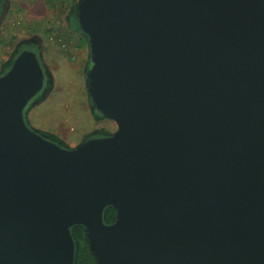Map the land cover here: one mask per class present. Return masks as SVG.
Here are the masks:
<instances>
[{"label":"water","instance_id":"1","mask_svg":"<svg viewBox=\"0 0 264 264\" xmlns=\"http://www.w3.org/2000/svg\"><path fill=\"white\" fill-rule=\"evenodd\" d=\"M1 4V0H0ZM92 106L117 130L65 148L0 76V264H264V0H79ZM116 218L106 221V209Z\"/></svg>","mask_w":264,"mask_h":264},{"label":"rangeland","instance_id":"2","mask_svg":"<svg viewBox=\"0 0 264 264\" xmlns=\"http://www.w3.org/2000/svg\"><path fill=\"white\" fill-rule=\"evenodd\" d=\"M67 4L68 0H13L8 16L13 27L8 26L4 38L33 35L41 39L45 61L55 75L54 89L31 108L26 107L25 118L41 135L51 138L52 134L65 148H75L96 131L114 132L117 125L92 106L87 88V76L94 67L90 44L86 35L74 36L66 30ZM3 41L0 68L11 48L6 50Z\"/></svg>","mask_w":264,"mask_h":264},{"label":"flooded vegetation","instance_id":"3","mask_svg":"<svg viewBox=\"0 0 264 264\" xmlns=\"http://www.w3.org/2000/svg\"><path fill=\"white\" fill-rule=\"evenodd\" d=\"M79 0H68L69 11L65 13V20H66V27L68 33L74 34V36H82L85 35L79 28L78 19H77V4ZM12 3L13 0H1L0 4V43L2 40L5 43V49L8 50V46L10 45V50H8V57L5 59L4 64L0 68V76L3 75L9 68H5V63L13 58V61L15 58L24 50H32L34 51L45 72V84L42 89V91L37 94L27 105V107L34 105L38 101H41L42 98L47 95L48 93H51L54 89V80L55 75L53 71L48 67L45 56V47L39 37L36 36H22V37H15V36H9V39L7 36L4 38V35H6V32L8 31V26L11 28L13 27L11 24V21L8 20V16L11 14L12 9ZM32 21V20H30ZM8 28V29H7ZM83 37V36H82ZM86 37V36H85ZM4 38V39H3ZM86 40L88 38L86 37ZM8 42V43H7ZM75 43V42H74ZM12 61V63H13ZM12 65V64H11Z\"/></svg>","mask_w":264,"mask_h":264},{"label":"trees","instance_id":"4","mask_svg":"<svg viewBox=\"0 0 264 264\" xmlns=\"http://www.w3.org/2000/svg\"><path fill=\"white\" fill-rule=\"evenodd\" d=\"M13 58L9 61H7L5 63V68H9L12 64ZM92 102V101H91ZM102 116V115H101ZM103 117V116H102ZM104 130H99L96 131L92 136H103V135H111L113 132H109V131H104ZM52 141L58 143L59 145L65 147L63 144L60 143V139L57 138L56 136H53L52 134H50ZM117 215V211L115 208L113 207H108L106 209V221L111 222L116 218ZM72 233L74 235V239L78 244V254H77V264H97L96 259L93 255V253L91 252L89 245H88V241H87V237H86V233L84 230L83 226L80 225H75L71 228Z\"/></svg>","mask_w":264,"mask_h":264}]
</instances>
